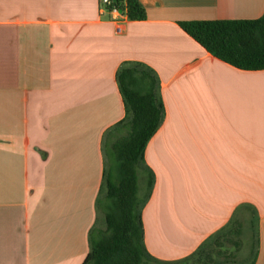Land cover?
Segmentation results:
<instances>
[{"label":"crops","instance_id":"obj_1","mask_svg":"<svg viewBox=\"0 0 264 264\" xmlns=\"http://www.w3.org/2000/svg\"><path fill=\"white\" fill-rule=\"evenodd\" d=\"M139 1L142 20H115L100 0H0V264L84 263L104 227L126 61L155 70L165 108L145 150L149 254L179 262L234 221L252 237L235 264H264V69L217 58L180 25L259 18L264 0Z\"/></svg>","mask_w":264,"mask_h":264},{"label":"trees","instance_id":"obj_2","mask_svg":"<svg viewBox=\"0 0 264 264\" xmlns=\"http://www.w3.org/2000/svg\"><path fill=\"white\" fill-rule=\"evenodd\" d=\"M114 2L131 19L147 16L139 0ZM180 25L217 58L241 69H264V13L255 19L189 20ZM117 80L126 115L109 131L104 144L105 169L97 199L104 227L91 229L90 251L83 264H192L193 259L197 264H215L217 254L235 255L227 242L240 248L243 225L234 221L179 262H163L149 254L142 212L155 177L145 168V150L165 117L160 79L148 65L126 61L118 69Z\"/></svg>","mask_w":264,"mask_h":264},{"label":"rangeland","instance_id":"obj_3","mask_svg":"<svg viewBox=\"0 0 264 264\" xmlns=\"http://www.w3.org/2000/svg\"><path fill=\"white\" fill-rule=\"evenodd\" d=\"M240 243L241 246L238 250H236V245L232 242H227V246L228 248L235 253V255L232 254H224V255H215V264H222V263H226V261L228 262H232V263H238V262H242L245 261V259L249 256V248H250V244L252 242V237L249 233H247L246 231H244L241 235H240ZM235 241V240H233ZM192 264H197L196 261L193 259L191 261Z\"/></svg>","mask_w":264,"mask_h":264},{"label":"built area","instance_id":"obj_4","mask_svg":"<svg viewBox=\"0 0 264 264\" xmlns=\"http://www.w3.org/2000/svg\"><path fill=\"white\" fill-rule=\"evenodd\" d=\"M101 8L109 11L115 20H119L122 16L127 15L125 11L121 10L114 2V0H100ZM120 27L118 30L120 31Z\"/></svg>","mask_w":264,"mask_h":264}]
</instances>
